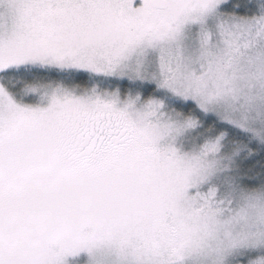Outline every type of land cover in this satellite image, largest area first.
<instances>
[{
	"label": "snow or ice",
	"instance_id": "6c2138e0",
	"mask_svg": "<svg viewBox=\"0 0 264 264\" xmlns=\"http://www.w3.org/2000/svg\"><path fill=\"white\" fill-rule=\"evenodd\" d=\"M0 264H264V0H0Z\"/></svg>",
	"mask_w": 264,
	"mask_h": 264
}]
</instances>
